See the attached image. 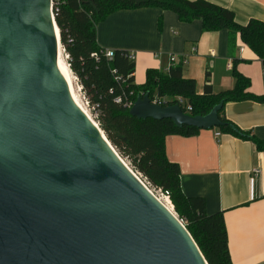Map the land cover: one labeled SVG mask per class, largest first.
Wrapping results in <instances>:
<instances>
[{"label": "water", "instance_id": "95a60500", "mask_svg": "<svg viewBox=\"0 0 264 264\" xmlns=\"http://www.w3.org/2000/svg\"><path fill=\"white\" fill-rule=\"evenodd\" d=\"M52 0H0V264H208L71 96ZM148 93L129 113L218 127Z\"/></svg>", "mask_w": 264, "mask_h": 264}, {"label": "trees", "instance_id": "16d2710c", "mask_svg": "<svg viewBox=\"0 0 264 264\" xmlns=\"http://www.w3.org/2000/svg\"><path fill=\"white\" fill-rule=\"evenodd\" d=\"M52 1L59 40L69 56V68L90 102L98 105L95 121L110 144L148 183L168 192L174 212L208 264H232L222 211L209 214L203 197L186 196L180 188L179 165L165 155L164 138L167 135L190 137L201 129L188 125L177 127L167 118H137L129 113L130 107L125 102L133 103L137 96L142 97L145 93L150 99L155 96L171 98L169 104L177 103L181 98V108L192 116L204 115L221 102L218 111L221 124L216 129L250 140L257 151H264V140L249 130L240 129L224 115L226 102L253 100L264 103V93L257 95L249 90L250 81L236 69L239 61L236 58L230 69L233 85L218 91H214L206 73L203 91L197 93L195 80L183 76L181 62L171 63L165 70L147 68L144 81L136 83L131 75L135 71L134 60L127 51L119 49L112 50V57L108 59L105 49L97 44L96 24L118 10L142 7L169 10L182 22L200 20L203 32L227 30L230 52L239 38L261 60L264 69V21L250 19L246 24H239L232 11L205 0ZM157 26L161 27V18ZM117 97L119 102L115 101Z\"/></svg>", "mask_w": 264, "mask_h": 264}, {"label": "crops", "instance_id": "0c3cea01", "mask_svg": "<svg viewBox=\"0 0 264 264\" xmlns=\"http://www.w3.org/2000/svg\"><path fill=\"white\" fill-rule=\"evenodd\" d=\"M234 14L239 24L264 21V0H205ZM161 18V27L157 22ZM225 29L203 32L200 20L182 22L176 13L155 7L118 10L96 24L97 44L105 50L133 55L136 83L147 68L165 70L169 56L182 63L185 78L201 94L206 73L214 91L230 88L232 62L250 81L249 90L264 93L263 65L239 38L230 52ZM224 115L242 130L264 140V103L253 100L224 104ZM201 129L190 137L167 135L164 150L180 168V188L186 196L204 198L207 213L222 211L232 264H264V151L250 140ZM256 170H258L256 172Z\"/></svg>", "mask_w": 264, "mask_h": 264}, {"label": "built area", "instance_id": "2783aa9c", "mask_svg": "<svg viewBox=\"0 0 264 264\" xmlns=\"http://www.w3.org/2000/svg\"><path fill=\"white\" fill-rule=\"evenodd\" d=\"M52 6H53V1H52ZM52 13H53V15H54V12H53V8H52ZM61 47H62V45H61ZM62 51H63V53H64V55H65V57H66V60H67V62H68V59H69V56H68V54H66L65 53V51H64V48L62 47ZM93 55V54H92ZM105 56L108 58V59H110L111 57H112V51H109V50H105ZM129 57H130V59H133V55H131V54H129ZM264 60V59H263ZM169 62H170V64L171 63H177V62H181V63H183L184 62V60H181V61H178L177 60V58L175 57V55H170L169 56ZM68 66H69V63H68ZM263 73H264V69H263ZM131 75H133V73L131 74ZM74 78H75V80H76V86H77V90L80 92V96H81V99H80V101H81V104H82V106L85 108V110L89 113V115H90V118L98 125V123L95 121V119H96V117H97V114H98V112L96 111V109H97V107H98V105L96 104V103H91L90 102V100L88 99V97L85 95V92H84V90H83V87H82V85L80 84V82H79V80H78V78L76 77V76H74ZM170 99L171 98H169V99H166V98H164V99H159L158 97H153L152 99H151V102H153V103H156V104H159V105H162V106H166V105H170L169 104V102H170ZM115 101L116 102H119L120 101V98L119 97H117V98H115ZM183 103V101H182V99L181 98H178V102H177V104H182ZM132 102H125V105H127V106H129V107H131L132 106ZM174 104V103H173ZM181 107V106H180ZM186 109L187 110H190V107L188 106V105H186ZM215 135L216 136H218V135H220V132L219 131H216L215 132ZM258 170H256V172H257ZM135 174V173H134ZM136 175V174H135ZM139 177H141V175L138 173L137 174ZM136 175V176H137ZM137 176V177H138ZM138 177V179L140 180V178ZM145 179V178H144ZM141 181V180H140ZM142 182V181H141ZM143 183V182H142ZM148 183V182H147ZM144 184V183H143ZM150 184V183H149ZM145 185V184H144ZM145 187H147L146 185H145ZM154 187V186H153ZM148 188V187H147ZM155 189H158L160 192H161V194H162V196L164 197V199H169V194H168V192L167 191H162L160 188H156V187H154ZM149 189V188H148ZM150 190V189H149ZM158 198V197H157ZM158 199H160V198H158ZM161 200V199H160ZM171 210H173V206H172V208H171ZM180 222L181 223H183V221L180 219ZM184 224V223H183Z\"/></svg>", "mask_w": 264, "mask_h": 264}, {"label": "bare ground", "instance_id": "6f19581e", "mask_svg": "<svg viewBox=\"0 0 264 264\" xmlns=\"http://www.w3.org/2000/svg\"><path fill=\"white\" fill-rule=\"evenodd\" d=\"M62 51V49H60ZM59 50V53H58V59H57V62L61 65V67L66 71L67 73V77H68V85H69V90L71 92V96H72V99L74 100V102L78 105V107H80L89 117V113L85 110V108L82 106V104L79 102L78 98H77V95H76V87H75V84H74V78L72 76V73H71V70L68 66V63L65 61L66 60V57L64 58L62 55H61V51ZM63 52V51H62ZM64 54V53H63ZM147 188V187H146ZM148 189V188H147ZM149 190V189H148ZM150 191V190H149ZM151 192V191H150ZM152 195L155 196V194H153V192H151ZM157 198V196H155ZM158 199V198H157ZM161 203H163L168 209L171 210L172 208V204L170 202L169 199H164L163 201L158 199Z\"/></svg>", "mask_w": 264, "mask_h": 264}, {"label": "rangeland", "instance_id": "374dc122", "mask_svg": "<svg viewBox=\"0 0 264 264\" xmlns=\"http://www.w3.org/2000/svg\"><path fill=\"white\" fill-rule=\"evenodd\" d=\"M61 51V50H60ZM61 55L65 58V55L63 54V52L61 51ZM66 62H67V60H65ZM68 63V62H67ZM72 73V72H71ZM72 76H73V78H74V74L72 73ZM74 84H75V87H76V95H77V98H78V100H79V102L81 103V101H80V99H81V96H80V92L77 90V86H76V80H75V78H74ZM121 157V156H120ZM123 160H124V162L128 165V167L133 171V173H135L136 175L138 174L135 170H134V168L131 166V164L129 163V161L127 160V159H125V158H123V157H121ZM138 176V175H137ZM139 177V176H138ZM140 178V180L150 189V191L151 192H153V194H155V196H157L158 198H160L162 201L164 200V197L162 196V194H161V192L158 190V189H155L154 187H153V185H151V184H149V183H147V181H146V179H144V177H139ZM173 211H174V209H173ZM175 213V212H174Z\"/></svg>", "mask_w": 264, "mask_h": 264}]
</instances>
